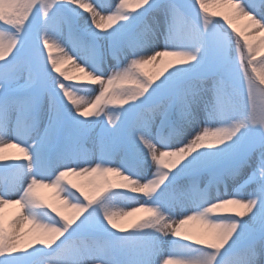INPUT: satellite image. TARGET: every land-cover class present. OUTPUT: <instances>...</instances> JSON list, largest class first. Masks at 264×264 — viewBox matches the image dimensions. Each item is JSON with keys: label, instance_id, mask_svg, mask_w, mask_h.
Here are the masks:
<instances>
[{"label": "snow or ice", "instance_id": "1", "mask_svg": "<svg viewBox=\"0 0 264 264\" xmlns=\"http://www.w3.org/2000/svg\"><path fill=\"white\" fill-rule=\"evenodd\" d=\"M0 264H264V0H0Z\"/></svg>", "mask_w": 264, "mask_h": 264}, {"label": "bare ground", "instance_id": "2", "mask_svg": "<svg viewBox=\"0 0 264 264\" xmlns=\"http://www.w3.org/2000/svg\"><path fill=\"white\" fill-rule=\"evenodd\" d=\"M217 7V9H220L221 11L226 9L225 7L223 6H219V5H214V7ZM255 36L257 37V39H259L260 37V33H256ZM254 36V37H255ZM53 56H57V50L56 49H53ZM62 65V70H64L65 68H68L69 67V64L68 63H64V64H61ZM151 66V65H150ZM152 68L156 70H158L156 67H153L151 66ZM69 76L71 77H79V76H82L83 74L82 73H79L77 70H72V71H69L68 73ZM90 98H94V97H90ZM8 154L10 155H21L18 151V149H8L6 150ZM51 190H48V192L50 193ZM15 211V208L14 207H9L6 209V212L10 215L12 212ZM145 213L143 212H140V213H137L136 215L137 216H141V215H144ZM193 231L197 230L198 229V225H196L195 223H193L192 225L189 226Z\"/></svg>", "mask_w": 264, "mask_h": 264}, {"label": "rangeland", "instance_id": "3", "mask_svg": "<svg viewBox=\"0 0 264 264\" xmlns=\"http://www.w3.org/2000/svg\"><path fill=\"white\" fill-rule=\"evenodd\" d=\"M210 8L213 9V10L221 11L220 9H217L216 6L214 7V5H210ZM222 11H227V9H224V10H222ZM236 23H237V26H239V27H243V22H242V21H237ZM249 39L253 40V42H255L256 40H258L256 36H255V37H249ZM258 59H259V57H258ZM258 59H257V63H258ZM59 67H60L61 70H62V65H61V64L59 65ZM144 70L147 71V72H150V73L155 71V69L152 68L150 65L145 66V69H144ZM78 78H79V79H83L84 77H83V75H82V76H79ZM40 191H41V193L44 194V195H48V194H49V192H48L47 189L40 190ZM144 215H145V214H144ZM136 216H137V215H136ZM141 216H142V215H141Z\"/></svg>", "mask_w": 264, "mask_h": 264}]
</instances>
